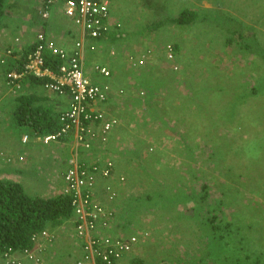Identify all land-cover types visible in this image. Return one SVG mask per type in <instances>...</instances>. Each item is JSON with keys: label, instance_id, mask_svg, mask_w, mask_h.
I'll return each mask as SVG.
<instances>
[{"label": "rangeland", "instance_id": "1", "mask_svg": "<svg viewBox=\"0 0 264 264\" xmlns=\"http://www.w3.org/2000/svg\"><path fill=\"white\" fill-rule=\"evenodd\" d=\"M114 6L116 20L111 19L112 25L120 29V32H126V36L122 37V42L118 44L120 47L117 48L126 50L119 56L120 68H123L129 79L136 84H141L142 78L138 77L141 71L139 69L143 68L148 72L140 88L146 93V89L161 85L157 92L153 93V100L163 95V91H173V100L164 102L165 110L160 109L166 113L167 121L161 123L157 117L155 118L154 109L145 116L140 113V117L135 112L131 124H126L122 136L118 138L117 144L121 152L115 155H112V152L110 154L112 158H116L113 160L116 161L115 169L116 164L119 163L118 169L129 171L131 185L129 182L124 196L138 197L140 192L146 191L153 196L156 191L168 188L170 190L168 194L173 191V195L168 198L171 199L175 197L177 190L186 188L185 192L189 194L194 192L195 200L199 201L202 183L205 182L211 187V199L218 200H207L208 212L206 213L203 207L202 215L199 217L201 219H195L194 213L190 211V217L183 220L176 218L172 221L169 218L174 209H171L172 207L166 204L165 200L159 197L149 202L144 200L145 202L141 203L143 207L155 209L158 212L164 210L165 206L170 207L166 208L163 218L158 217L155 221L157 223L152 222L151 216L145 219V223L141 221L140 226L143 231L139 233L145 232L146 236H150L151 244L148 248H138L142 240L140 245L125 258L126 262L120 264H134L130 262L131 259H144L147 264H156V262L161 264L159 263L161 255L166 256V259L174 260L169 264H189V262L203 264V262H197V259L204 255L201 254L202 248H206L209 242L213 222L218 224L227 218L234 223H232L230 235L226 234L227 237L221 240L220 257L213 254L214 259H206L204 262L206 264H254L259 258L260 264H264V92L261 93L260 98L251 99L247 96L243 99L251 108L261 106V110L253 112L252 121H249L248 116L246 120L240 118V126H238L239 121L237 123L235 117H242V115L238 114L239 107H232L240 100L227 110L228 113L224 115V118H218L219 110L227 109L228 100L235 95L234 88L241 85L244 95H247L254 78L264 75L263 57L256 55L257 57L253 58L251 53L243 49L237 36H232L224 30L226 26L237 22L241 25L240 32L242 31L244 41H251L264 47V0H115ZM186 9L196 11L199 18H205V21H197L187 26L165 23L159 28H154L155 23L178 16ZM24 11L26 17L29 9ZM6 18H3L0 27L6 24ZM149 25L151 30H147ZM111 31L112 29L109 32ZM228 38L231 40L228 41ZM254 43V50L258 52L259 49L254 46ZM168 44L178 45V50L174 48L173 62L166 59L165 48ZM112 46L117 45L113 42ZM102 47L105 53L109 51L110 47L106 42L102 44ZM112 52L113 50L109 54ZM5 95L7 94L4 93L3 96ZM225 103H228V106H224ZM0 105L3 110L8 111L5 104L0 103ZM204 110L207 114H213L205 115V122L193 117ZM10 112L12 110H9ZM231 112L235 115H231ZM12 119L8 120L11 130L14 127ZM195 121L201 125L203 136H199L192 129ZM3 125L9 129L8 124H2L0 130ZM0 134L3 137L1 131ZM249 139L251 142L247 143ZM159 141L165 144L161 148V155L147 156L146 148L149 149ZM199 142L200 144L197 145L196 143ZM213 143H216L214 154ZM134 144L136 149L135 151L133 149V154H140L141 159L140 162L130 166L129 162L126 164L129 156L124 152ZM16 146L12 147L16 148ZM93 146L97 147L99 156H105V152L99 149L98 144ZM0 147L3 151L7 149L1 145ZM249 152L257 156H252ZM83 157L95 158L96 154L90 151L83 152ZM6 159L7 163L12 161L9 156H6ZM144 159L147 160V165L150 163L153 165L152 172L145 168ZM190 164V167L196 165L197 173L201 176L200 180H196L193 175H186ZM238 164L243 171L238 169ZM173 166H178V169L175 168L177 172L170 171ZM231 167L236 168L235 175ZM66 169L67 164L58 168L57 174L60 176V171L62 173ZM226 170L228 176L224 174ZM250 171H252L251 175H249ZM140 172L142 174L150 172V174L138 176ZM119 176L115 174L113 180L116 181ZM153 180L160 184L154 185L155 182H153L149 188L144 186L145 183L148 185L149 181ZM42 189L43 187L40 186L38 193L44 195ZM30 190L31 193H37L32 187ZM223 190L227 192L225 196H223ZM122 198L116 200L110 207L124 217L130 218L132 214H127L125 211ZM193 205L194 203L190 201L189 206ZM180 207L182 208V205L178 209ZM140 210L141 214L147 213L144 208ZM215 215L217 217H214ZM126 218L120 221L123 225L119 224L113 233L133 232L129 226L124 225ZM212 218L215 219L212 220ZM177 223L181 224L183 241L181 242L182 238H180V241H177L178 244L171 247L172 239H170L169 231L174 230ZM158 229L160 230L157 231ZM227 231L223 226L218 233L224 234ZM59 235L57 247L56 249L51 247V251L52 254L53 251H57L55 254L60 256L65 254L61 253L64 250L62 247L72 246L75 240L73 234L67 229L61 228ZM187 249H189L188 255H185ZM225 256L228 257L229 262L223 260ZM246 256L251 257L248 259ZM66 264H69L67 256Z\"/></svg>", "mask_w": 264, "mask_h": 264}, {"label": "built area", "instance_id": "2", "mask_svg": "<svg viewBox=\"0 0 264 264\" xmlns=\"http://www.w3.org/2000/svg\"><path fill=\"white\" fill-rule=\"evenodd\" d=\"M114 1L48 0L50 8L60 5L64 16L78 28L79 36L74 49L69 52L59 47L57 42L40 31L33 42V49L25 52L24 57H19L18 54L21 51L20 37H16L14 44L5 49L4 55H0V65L6 67L2 73L5 78L3 82L12 94L17 96L22 94L23 81L29 76H34L44 80L43 89L60 96H70L68 109L60 113L61 128L57 132L44 136L35 133L31 136L25 133L20 140L23 145L35 138L45 147L52 145L69 147L68 166L62 174L64 186L61 193L71 199L73 219L67 221L62 228L69 230L79 245L81 256L74 264H117L148 236L145 232L127 236L113 233L118 228L119 216L116 209L104 205L97 199L95 187L98 178L106 180L113 178L115 161L112 157L104 160L94 157L86 159L82 151L90 150L96 142L103 148L107 147L110 135L121 124L118 117L97 108L99 104L109 100L111 85L95 82L92 74L87 72L85 62L86 52L98 51L97 40L106 38L113 27L111 7ZM50 12V9L46 8L41 17L43 19L50 17ZM165 52L166 59L173 62L174 46L168 44ZM52 56L59 62L55 64V70L48 65L50 62L48 63L47 57ZM95 72L104 78L112 76L109 67L100 63L94 64L93 73ZM141 96H144V91L141 92ZM141 110L146 111V106L143 105ZM164 146L165 144L159 141L150 146L149 151L153 153ZM127 188V178L123 175L116 181L108 183L105 186L107 201L116 202L124 196ZM60 229H45L34 234L32 236L34 248L21 250V256L12 248L0 254L6 264H24L25 259L43 264V257L39 252L54 246Z\"/></svg>", "mask_w": 264, "mask_h": 264}, {"label": "crops", "instance_id": "3", "mask_svg": "<svg viewBox=\"0 0 264 264\" xmlns=\"http://www.w3.org/2000/svg\"><path fill=\"white\" fill-rule=\"evenodd\" d=\"M29 1H31L32 6L37 8L38 5L40 7V3L42 2L41 0H29ZM114 8L115 6L113 3L111 7V11H112L111 14H112V18L116 20V16L114 15L115 13ZM24 10H25L24 7H21L20 9L16 10L13 14H7V16L3 17V18L7 17L5 20L7 22H5L6 24H4V26L0 27V55H4L5 49L14 44V39L16 37H20L21 51H19L18 54L19 57H24L25 55L24 53L29 51L33 47V42L36 39V35L40 31H45L49 36H51L56 40L58 45L66 48L69 52L72 51L74 47V40L79 36V30L74 25V23L69 20V18L64 16V13L61 10L60 5L57 4L53 7L51 14L52 17L49 20H42L41 17L40 19L39 17L36 18V16H33L35 15L33 9H29L27 16L25 17ZM120 31H121L120 29L113 26L112 31L108 33V36L106 38L97 40V44L99 46L98 51L86 52V60H85L87 65L86 68H87V72L92 74V79L99 84L109 83L111 85V94L109 100L103 104H99L97 108H100L105 112H107L109 115H114L121 120L120 126L110 135V138L106 145L108 147L107 149L101 147L98 142L94 143V144H98L99 149L105 152V156L103 155L99 156L97 154L98 150L96 146L94 147L92 146L90 150L82 149V151L84 152H89V151H91V153L94 152L96 154L95 159L101 158L102 160H104L105 158L111 157L110 155L111 152L113 155H115L116 151H120L119 149L121 148L117 144L119 140L118 138L122 136L126 124L130 123L131 120L135 117V112L138 113L137 115L138 117H140V113L144 116L147 114L146 111L143 112L140 109L141 105L138 104H139V98L143 97L141 96L142 91L140 88L142 87L141 85L144 82L143 79L145 78L143 73H147L148 75V72H146L143 68L139 69L141 71L138 77L142 79H141V84H136L133 80L129 79L127 72L124 71L123 68H120L119 56L122 54L121 52L126 51L124 49L122 50L117 49L118 47H120L118 44L122 42V37L126 36V32H120ZM104 42H106V44H109L110 47L108 49L109 51H107L106 53L102 47V44ZM113 42L114 44L117 45L115 46L116 48L112 46ZM112 50L114 54H109L111 53ZM97 63L108 66L109 69L111 70L112 76L109 78H104L101 75L96 74V72L93 73L94 64ZM5 68L6 67L0 65V103L5 104L6 107L8 108V111L7 109L3 110L2 105H0V125L8 124L9 129L4 127L3 125V128L0 130L3 134V137L0 134V145L2 147L3 146L7 147L6 150L4 148L5 151L0 150L2 151L0 152V179H9L18 182L24 185L26 189L29 188L28 189L29 192H31L30 187H32L34 189V192L38 193L40 186H42L43 187L42 191H44L45 196L47 197L56 196L61 191L64 182L62 179V173L64 171H62V173L60 171V176H59L57 174L58 168L60 169L62 166L67 164V159L69 157V151H70L69 147H66L64 145L61 147H57L56 145L45 147L44 145L41 144V142H39L35 138H33L26 145H23L21 143L20 138L23 134L26 133L32 136L34 132L29 131L28 128L25 126H21V127L18 126L15 122L16 121L15 112L19 106V103L16 101L17 96L12 94L10 90L7 89L6 86L4 85L3 81L5 80V78L2 73L4 72ZM26 80L24 82H27ZM121 90H123V93H121ZM4 93H6L7 95L3 96ZM23 93L35 94L37 96L45 98L44 100H42L43 102L41 103L44 105L45 108L52 109L54 111V114H60L63 111L67 110L69 107V103H70L69 95H63V96L57 95L55 93L43 89L42 85L39 86L32 85L30 81L25 85H23ZM162 97L163 95H160V97L157 100H160ZM9 110H12V112L9 113ZM10 119H12V121L14 122V127L12 130L8 121ZM139 127L137 129H139ZM141 129H143V127H141ZM13 130H16V132H12ZM15 145H17L16 148L12 147ZM133 147L135 148L136 145L134 144ZM161 151H155L153 153L146 152V153L148 154L147 156L150 157L155 154L161 155L160 153ZM6 156L11 157L12 161L7 163ZM20 157H23V160H20ZM114 159L116 158H113V160ZM144 161H145L144 162L145 168L148 171L152 172L153 165L151 163L150 165H147L148 163L146 162L147 160L144 159ZM128 162L129 159H127L126 164ZM121 164L124 165L123 163ZM118 165L120 164L119 163L116 164L115 174L120 176L122 175L126 176L127 186H128L130 181L129 171L128 170L121 171L120 169H118ZM175 168L178 169V166L177 167L173 166V169H171L170 171H176ZM149 174L150 172L143 174L142 172H140L137 175L148 176ZM110 182H114L113 178H110V180L98 178L95 187V193L97 199L108 207L112 203L108 202L106 199L105 186ZM153 182H155V180L149 181L148 185H146L145 183L144 186L149 188L151 187V183ZM157 184L160 183L156 181L154 185ZM117 214L118 216L120 215L119 212H117ZM145 219L147 218H142L144 223L146 222ZM142 220H139L138 223L139 227H135L137 222L133 223V225L130 226L133 232H130L129 234L135 233L134 232L135 228L138 230V233L140 231H143L142 227L140 226V224H142L141 222ZM120 221L123 220L119 217V224L120 226H122L123 222L120 223ZM176 225L177 227L179 226L178 223ZM169 233H171L170 239H172V243L170 244L171 247L176 245V242L180 241V238H182L181 242L183 241V236L178 232L176 227L174 228V230L169 231ZM129 234H124V235L127 236ZM59 237L60 235L58 236V239ZM150 244H151V238L150 236H148L142 241L141 245L138 248L141 249H144L145 247L148 248V245ZM56 247H57V243H55L52 248L56 249ZM52 248H50L46 252L45 250L39 252V254L43 257V261H44L43 264H66V256L68 263L74 264V261L81 256V251L79 249V245L76 240L74 243H72V246L62 247V249L64 250H62L61 253L63 252L65 254H61L60 256L58 254H55L57 251H53L52 254L51 251ZM186 251H189V249H187ZM15 253L18 256H21L20 251H16ZM160 258L163 264H169L167 263V261H165L166 256L161 255ZM124 260H120L117 264H120L121 262H126ZM132 260L133 259H131V261ZM0 264H6L1 254H0ZM24 264H36V263L28 259H25Z\"/></svg>", "mask_w": 264, "mask_h": 264}, {"label": "trees", "instance_id": "4", "mask_svg": "<svg viewBox=\"0 0 264 264\" xmlns=\"http://www.w3.org/2000/svg\"><path fill=\"white\" fill-rule=\"evenodd\" d=\"M40 7L38 5L37 7L32 6L31 1L29 0H0V16L5 13V7L6 5H9L11 2H14V10L9 11V14H13L16 10L20 9L21 7H24V9H33L36 18H40L42 16V12L46 10V8L50 9V13L52 14L53 6L50 8V6L47 4L48 0H41ZM50 17L42 20H49ZM35 18V19H36ZM41 19V18H40ZM0 19V23L3 22ZM197 21H205V18H199V14H197L196 11L193 10H183L178 16H175L173 18L165 19V21H159L158 23H155L154 28H159L162 25H165V23L173 24L177 26H187L196 23ZM236 24H232L229 26H226L224 30L226 32H229L232 36H237L240 39V42L243 49L247 52L251 53L253 55V58L257 57L256 55H261L263 57L264 61V47H260V44L254 43L255 47L259 49L258 52H255L253 43L251 41H244V36L240 32L241 25L235 22ZM151 25L148 26L147 30H151ZM10 27V26H9ZM8 27V28H9ZM7 28V29H8ZM153 29V28H152ZM108 34L105 36L107 37ZM235 39V38H234ZM231 38H228V41H230ZM234 41V40H233ZM174 48L178 50V45H174ZM259 58V57H258ZM48 59V65L52 69H56L55 64H59L58 60L54 56L47 57ZM143 75L147 76V73H143ZM27 79V80H26ZM27 82H24L23 85L31 82L32 85H42L44 80H41L40 78L29 76L25 78ZM146 80V79H144ZM161 85H159L160 87ZM159 87H154L150 89H146V93H144V96L139 98V104L141 107L143 105L146 106V112H151L152 109H154V113L156 114L154 117L158 118V120L163 123V121H167V115L164 112L165 108L163 107L164 102L173 100V91H163V97L160 100H157L158 98L153 100V93L157 92ZM246 90V89H245ZM233 91L235 92V95H232V98L228 100V103H225L224 106H228L227 109L219 110V116L218 118H224V115L226 116L228 113V109H230L237 100L238 101L232 108H238V114L242 115L235 119L237 120V123L239 121L240 126V118L241 119H247V116L249 118V121L253 120V112L261 110V106L256 107H250L249 103L243 99L245 97L250 96L252 98H260L261 93L264 92V75H259L256 78H254V82L252 86H249L248 88V94L244 95V90L242 86L240 85L237 88H234ZM247 91V90H246ZM240 93H243L242 95ZM259 96V97H256ZM45 98L37 96L35 94H19L16 97V101L19 103V106L15 112V119L16 124L18 126H25L28 128L29 131L34 132L37 135H47L51 133L57 132L61 128L60 123V114H54V111L50 108H45L44 105L41 103L43 102ZM163 100V101H162ZM251 101V100H250ZM161 102V104H160ZM243 104V105H242ZM140 107V109H141ZM250 107V109H249ZM163 108L164 110L160 109ZM159 109V110H158ZM196 116H193L198 120L199 118L205 122V115H213L211 113L207 114L201 111L199 114H195ZM231 115H235L234 112H231ZM176 116V120H177ZM175 120V121H176ZM196 122V124H195ZM194 122V126H192V129L197 132V134L200 136H203L202 133V127L199 124L198 121ZM33 133V134H34ZM251 142L250 139L247 141V143ZM197 145L200 144L196 143ZM195 144V145H196ZM215 145L216 143H213V154L215 152ZM133 146L130 147V149L125 150L124 153L129 156V164L130 166L134 165V163L140 162L141 155L140 154H133L135 151H133ZM107 149V147H105ZM187 149H189L187 147ZM121 151H116V153H120ZM252 156H257L256 154H253L249 152ZM228 155H230V151H228ZM225 157V156H224ZM118 161V160H117ZM123 161V160H122ZM186 170V175H193L196 180H200L201 176L197 173L198 169L196 168V165L193 167H190ZM238 169L243 171L241 169V166L237 165ZM233 175L236 174V168L231 167ZM124 171V170H122ZM251 172H249V175H251ZM225 176H228L227 170L224 172ZM184 175V174H183ZM185 176V175H184ZM130 182V181H129ZM245 182V181H243ZM246 183V182H245ZM185 184H187V181L185 179ZM131 185V182H130ZM247 185V184H246ZM186 186V185H184ZM182 188V187H181ZM210 185L207 183H202V189H201V196H199L200 200L197 201L195 194L187 193L185 192L186 188L183 190H177L175 197H172L171 199H168L170 196L173 195V191L171 194H168L170 190L167 188L165 190H158L155 192L153 196H151L149 193L146 192H140V195L137 196H130L126 197L124 196L122 199V203L125 206V211L127 214H132V217L126 218L124 215H119L121 219L126 218V225L127 227L133 225V223H136L135 227H139L138 223L139 220H142V218H150L149 216H152V222H155L158 217L163 218L164 212L166 208L172 207L171 209H174V212H171V217L169 220L172 221V219L176 218L178 220H183L184 218L190 217L189 213H194L195 219H201L199 218L202 214V208L204 207L205 212L207 213V200L212 198V193L210 192ZM187 190H190L187 188ZM223 196L227 194L225 190H223ZM168 194V195H167ZM159 197V199L165 200L166 204H170V206H165L164 210L158 212L155 209H150L143 207L141 203H144V200H147L148 202L150 200H153L154 198ZM213 201L215 198L211 199ZM210 200V201H211ZM190 201L194 203L193 206H189ZM209 202V201H208ZM164 205V203H163ZM182 205V208L178 207ZM209 205V204H208ZM211 205V204H210ZM184 207V208H183ZM144 208L147 210V213H142L143 216L141 217V210ZM183 209V210H182ZM125 214V212H123ZM140 216V217H139ZM214 217H217L216 215ZM73 219V208L71 206V199L68 195L58 194L56 196L47 197L43 194L39 193H31L29 192L24 185L9 180V179H0V252L5 251L9 248H12V250L20 251L23 249H33L34 243L32 241V236L36 234L37 232H41L45 229H60L64 224L67 223V221H70ZM215 218H212V220ZM255 219V218H254ZM225 224L223 225V223ZM157 223V222H155ZM222 223V224H221ZM232 223L233 220H229L227 218L226 220H223V222H220L216 224V222H213L212 225V232L210 234V239L208 244L206 245V248H202L201 254H204L200 258L197 259V262H203V264H206L204 261L206 259H214V255L216 254V257H220L219 253L221 248V240L224 239L226 234L230 235V232H232ZM156 226V224H153ZM225 226V228L228 230L227 233H218L222 229V227ZM239 225L237 226V228ZM178 232L181 233V224H179L178 227H176ZM158 229L157 231H159ZM135 233H138V230L134 229ZM178 244V242H176ZM187 247L189 245H186ZM215 249V250H214ZM178 250V249H177ZM185 255H188V252H185ZM251 256H246V258H250ZM225 262H229L228 257L225 256L223 258ZM167 263L173 262L172 259H165ZM239 262V260H237ZM130 262H134V264H147L144 259H133ZM164 262V261H163ZM159 263L162 264L160 261ZM157 264V262H156ZM191 264V262H189ZM254 264H260L259 258L256 259Z\"/></svg>", "mask_w": 264, "mask_h": 264}, {"label": "clouds", "instance_id": "5", "mask_svg": "<svg viewBox=\"0 0 264 264\" xmlns=\"http://www.w3.org/2000/svg\"><path fill=\"white\" fill-rule=\"evenodd\" d=\"M40 17H41V16H40ZM41 18H42V17H41ZM42 19H43V18H42ZM43 32H45V31H43ZM45 34L47 35L48 38L53 39V40L56 42V40H55L54 38H52L51 36H49L46 32H45ZM77 39H78V38H75V40H74V45H75V42H76ZM57 45H58V44H57ZM33 46H34V45H33ZM58 46H59V47H62V46H60V45H58ZM62 48H64V47H62ZM98 48H99V46H98ZM32 49H33V47H32L30 50H32ZM64 49H66V48H64ZM73 49H74V47H73ZM73 49H72V50H73ZM30 50H29V51H30ZM66 50H67V49H66ZM70 52H71V51H70ZM155 151H161V150H160V149H156ZM155 151H154V152H155ZM147 152H148V153H151V152L149 151V149H147ZM65 171H66V170H65ZM65 171H64V172H65ZM64 172H63V173H64ZM63 173H62V174H63ZM62 179H63V177H62ZM63 186H64V182H63ZM62 188H63V187H62ZM62 188H61V189H62ZM52 191H53V190H52ZM58 194H62L61 191H60ZM58 194H57V195H58ZM63 195H64V194H63ZM56 243H57V242H56ZM20 252H21V250H20Z\"/></svg>", "mask_w": 264, "mask_h": 264}, {"label": "flooded vegetation", "instance_id": "6", "mask_svg": "<svg viewBox=\"0 0 264 264\" xmlns=\"http://www.w3.org/2000/svg\"><path fill=\"white\" fill-rule=\"evenodd\" d=\"M14 2H11L9 5H6L5 7V13H3L1 16H0V19H2L4 16H7V14H9V11H12L14 10Z\"/></svg>", "mask_w": 264, "mask_h": 264}]
</instances>
